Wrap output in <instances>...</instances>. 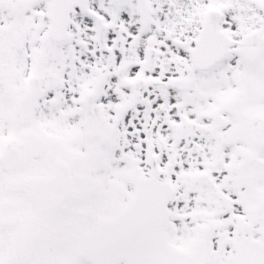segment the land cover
<instances>
[{
    "label": "snow or ice",
    "instance_id": "snow-or-ice-1",
    "mask_svg": "<svg viewBox=\"0 0 264 264\" xmlns=\"http://www.w3.org/2000/svg\"><path fill=\"white\" fill-rule=\"evenodd\" d=\"M0 264H264V0H0Z\"/></svg>",
    "mask_w": 264,
    "mask_h": 264
}]
</instances>
